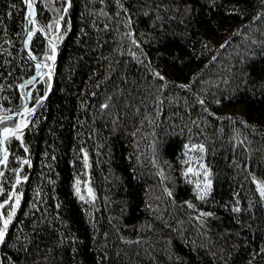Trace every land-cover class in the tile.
I'll return each instance as SVG.
<instances>
[{
  "label": "trees",
  "instance_id": "obj_1",
  "mask_svg": "<svg viewBox=\"0 0 264 264\" xmlns=\"http://www.w3.org/2000/svg\"><path fill=\"white\" fill-rule=\"evenodd\" d=\"M62 5L37 0L47 38L64 16L40 107L50 79L23 49L26 4L0 0V117L29 93L36 108L28 152L11 137L0 165V202L22 194L2 264H264V0H71L67 14ZM30 29L29 50L44 60L47 38ZM191 144L204 146L211 172L204 201L181 171ZM21 167L27 180L13 189ZM77 177L94 202L75 195Z\"/></svg>",
  "mask_w": 264,
  "mask_h": 264
},
{
  "label": "snow or ice",
  "instance_id": "obj_2",
  "mask_svg": "<svg viewBox=\"0 0 264 264\" xmlns=\"http://www.w3.org/2000/svg\"><path fill=\"white\" fill-rule=\"evenodd\" d=\"M24 2L27 4V7L29 9L28 11L29 23L36 24L37 21L35 20V12L33 10V0H24ZM65 3L67 4V6L63 7L62 5V7H63L64 14H67L68 9L71 8L72 6L71 0H65ZM63 20H64V16L59 15L58 18H55L52 23H49L47 25V29H53L55 34L52 35L51 38L47 40L48 48L50 49V54L45 53L44 55V61H51V64L44 62V63H36L35 65L36 70H37V75L41 76L42 79H43V76L45 75L44 73L40 71L42 68L47 69V77L48 79H51V73L53 71V65L55 64L56 53H57L56 42L63 39V36L60 33L61 22ZM37 31L44 33L45 37H47L48 35L43 27L38 28ZM28 33L29 35H28L27 40L25 41V44L31 41L32 36L35 34L31 29H28ZM133 43H136L135 40H133ZM32 59L36 60L37 57L33 55ZM156 75H159V74L157 73ZM160 79L163 80L164 77L161 76ZM34 80H35V77H33V81ZM31 82L32 81H26V83H31ZM44 83L46 85L45 90L47 91V88H48L47 81H44ZM21 87H23V85H21ZM181 87H184V86H181ZM26 95L30 96V93ZM43 99H46V97H37V101H36L37 106H40V107L43 106L42 104ZM200 103L203 104V101H200ZM104 107H107V105H104ZM8 111L11 112L12 110L9 109ZM35 112H36V108H29L27 104L22 105V111L17 112V116H19L18 122L12 123L11 125H9L7 122L14 120V117L12 115L7 116L6 118L0 117V124L4 125L2 129H0V134H2V138H0V154H2V158H0V165L6 166L8 163L9 152L7 148L3 147V145L5 144L6 141H8L10 137H14L17 141L20 142V146L23 147V150L25 153L28 152V148L24 146L23 130L28 127V124L30 122L28 119H26V115L31 116ZM199 147H200L201 152L205 151V148L203 145H200ZM18 162L21 165H30V160L28 159H23V160L18 159ZM184 163L190 164L191 158H189V160L184 161ZM196 163L199 165V170L189 166L187 167L186 171L183 174L187 178L190 175L194 177H200L201 173H203L204 179L202 181L198 179L195 183V189H196L195 196L198 200L204 201L205 198L209 195L210 189L212 187V181L210 179L211 172L207 168V166L204 163H202V160L196 161ZM84 167L85 168L90 167V164L88 163V155L86 152L84 153ZM22 170H23L22 167L18 169H13V172H14V183L12 185L13 189H15L16 186H19L22 183L26 182L27 180L26 176L21 177L20 173L22 172ZM4 175H5L4 171L0 170V177H4ZM161 176L163 178V173H161ZM81 183H82L81 179L77 177L75 180V184H74L75 195L82 202H86V203L94 202L95 194L92 188L91 187L87 188L88 197L90 199L86 200L85 196L82 195L81 193ZM188 183H192V181L188 180ZM258 188H259L261 196H264V186L258 185ZM165 192L169 196L172 195V192L169 191L167 188H165ZM3 193H4V189L2 186H0V195H2ZM21 195L22 194H19L16 191H11L8 197L5 199V201L3 203H0V210H2L9 203V201L14 200V204H12L11 209L7 212V215H5L3 211H0V244L5 243V236L7 234L9 225L12 223V220L16 215V209H18L20 206ZM187 206L189 208L194 207V205L191 202H187ZM233 210L237 212L239 211L238 208L233 209ZM211 215H212L211 212L201 213V216H211Z\"/></svg>",
  "mask_w": 264,
  "mask_h": 264
},
{
  "label": "water",
  "instance_id": "obj_3",
  "mask_svg": "<svg viewBox=\"0 0 264 264\" xmlns=\"http://www.w3.org/2000/svg\"><path fill=\"white\" fill-rule=\"evenodd\" d=\"M25 4H26V3H25ZM26 7H27V4H26ZM33 10H34V12H35V20L37 21V23L34 24V25L36 26L37 29H38V28H41L40 23H39V19H38L37 0H33ZM28 11H29V9H28V7H27L26 16H25V33H24V40H23V49H24V51L26 52V54L28 55L29 59H31L35 64H36V63H44V62H46V61H44V60H39V59L33 60V59H32V56H33L34 54L31 53L30 50H29V42H28L27 44H25V41L27 40L28 35H29V33H28V29H30V28H31V25H32V24L29 23ZM41 33H42V32H41ZM42 34L44 35V33H42ZM44 36H45V35H44ZM46 38H47V37H46ZM48 39H49V38H47V40H48ZM56 46H57L56 60H55V64L53 65V71H52V73H51L50 86H49V88H48L46 94L43 96V97H46V98H47V96L51 93V91L53 90V87H54V85H55V80H56V78H55V67H56V62H57V54H58V51H59V47H58L57 44H56ZM34 56H35V55H34ZM40 71L43 72V71H44V68H42ZM21 93L23 94L22 89H21ZM23 96H24V95H23ZM24 99H25V103H24V105L27 104V106H28V103H29V99H28V97H27V96H24ZM45 100H46V99H43L42 103H43ZM20 111H22V108H21ZM20 111H19V112H20ZM11 115H12L14 118H19V116H17V113H14V114H11ZM7 116H9V115H6V116H4V117L6 118ZM33 116H34V115H33ZM33 116H32L31 119L29 120L30 122H29L28 126H29L30 123L32 122V120H33ZM0 129H2V128H1V124H0ZM25 129H26V128H25ZM25 129H24V130H25ZM24 130H23V132H24ZM0 138H2V134H0ZM10 138H11V137H10ZM9 143H10V141H9ZM11 153H12V149H11ZM11 153H10V155H11ZM0 158H2V155H0ZM8 158H9V157H8Z\"/></svg>",
  "mask_w": 264,
  "mask_h": 264
},
{
  "label": "rangeland",
  "instance_id": "obj_4",
  "mask_svg": "<svg viewBox=\"0 0 264 264\" xmlns=\"http://www.w3.org/2000/svg\"><path fill=\"white\" fill-rule=\"evenodd\" d=\"M46 63H49V64H51V61H46ZM42 73H44L45 75L43 76V79L45 78V76H46V78L45 79H47L48 77H47V69H44V71L42 72ZM41 80H42V78H41ZM50 81H51V79H50ZM27 96V95H26ZM28 98H29V96H27ZM29 108H31V107H29ZM26 119H29V116H27L26 115ZM6 148L8 149V152H10V147L8 146V144H6ZM187 152H190V153H188V157L189 158H191V162H193L192 163V167L193 168H196L197 170H199V165L196 163V161H201L202 160V163H204L205 164V162H204V156H203V153L200 151V147H199V145H197V144H191V145H187L186 146V149H185ZM186 161V160H185ZM181 164H182V173H184L185 171H186V169H187V167H189V166H187V164H185L184 163V161H182L181 162ZM206 165V164H205ZM208 168V167H207ZM209 169V168H208ZM203 180L204 179V177H203V173H201V175H200V177H194L193 176V182H194V186H195V183H196V181L197 180ZM210 179H211V176H210ZM212 181V180H211ZM264 185V183H260L259 184V186H263ZM88 187H91L88 183H87V181L85 180L84 181V183L83 184H81V193H82V195H84L85 196V198L86 199H90L89 197H88V193H87V188ZM92 188V187H91ZM0 203H3V202H0Z\"/></svg>",
  "mask_w": 264,
  "mask_h": 264
},
{
  "label": "bare ground",
  "instance_id": "obj_5",
  "mask_svg": "<svg viewBox=\"0 0 264 264\" xmlns=\"http://www.w3.org/2000/svg\"><path fill=\"white\" fill-rule=\"evenodd\" d=\"M33 115H34V114H33ZM33 115H32V116H33ZM32 116H31V117H32ZM30 119H31V118H30ZM30 124H31V123H30ZM3 147L6 148V142H5V144L3 145ZM0 155H2V154H0ZM0 264H2L1 257H0Z\"/></svg>",
  "mask_w": 264,
  "mask_h": 264
}]
</instances>
